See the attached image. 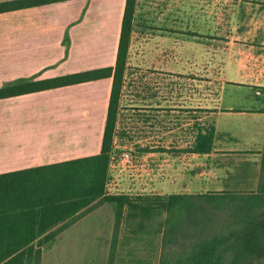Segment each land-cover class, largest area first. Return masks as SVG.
<instances>
[{"label": "crops", "instance_id": "1", "mask_svg": "<svg viewBox=\"0 0 264 264\" xmlns=\"http://www.w3.org/2000/svg\"><path fill=\"white\" fill-rule=\"evenodd\" d=\"M124 5L69 0L1 13L0 88L114 67ZM213 68L217 76L207 75ZM111 86L109 77L0 99V174L99 154ZM171 86L179 100L173 106ZM123 97L132 113L142 112L140 171L158 190L139 194L199 195L231 184L256 191L264 145V0H136ZM199 114L213 127L208 154L189 151L204 129ZM185 116L189 123L173 128ZM110 169L107 192L131 194L110 189ZM114 213L110 203L93 207L43 248L41 264L63 260L57 247L88 221L105 226L95 236L107 239V264Z\"/></svg>", "mask_w": 264, "mask_h": 264}, {"label": "trees", "instance_id": "2", "mask_svg": "<svg viewBox=\"0 0 264 264\" xmlns=\"http://www.w3.org/2000/svg\"><path fill=\"white\" fill-rule=\"evenodd\" d=\"M64 1H5L0 14ZM135 5L125 0L114 67L0 88V99H6L112 78L99 154L0 174V264H41L43 248L58 233L104 203L115 207L107 264H253L264 258V145L259 185L250 193L160 198L107 192ZM198 128L204 129L189 151L208 154L213 127ZM41 236L35 245L23 243Z\"/></svg>", "mask_w": 264, "mask_h": 264}, {"label": "rangeland", "instance_id": "3", "mask_svg": "<svg viewBox=\"0 0 264 264\" xmlns=\"http://www.w3.org/2000/svg\"><path fill=\"white\" fill-rule=\"evenodd\" d=\"M218 68H213L210 72L207 73V75L210 76H217ZM200 76V74L198 75ZM199 80H203V77H197ZM174 86V85H173ZM173 86H171V90L167 89V100L168 103H170V106H173L174 104H178L179 100L177 99V96L173 90ZM178 86V85H177ZM206 86L199 85V92L201 93L204 91ZM232 87H226L223 92L227 94L230 92ZM200 95V93H199ZM121 112L118 113V120H117V133H116V139L114 149L111 155V175L110 176V189H116V191H124V192H131V194H139V193H146L148 190L149 192L158 193V190L156 187L148 188L147 185H145V177H143L141 174V146L140 141L142 137V130L141 128L144 127L142 112H131L130 104L127 100V97H123L121 100L120 105ZM171 109V108H170ZM168 109V111L170 110ZM193 116V115H192ZM205 115L199 114V127H202V122L206 119H201ZM185 118V119H184ZM205 118V117H204ZM177 125H175L173 128H177L180 126L179 124H185L189 123L188 116L183 117L181 120L177 119ZM173 120L167 121L166 126L169 128H172L173 126ZM133 128L134 130L131 131ZM184 128V127H183ZM188 128V126H187ZM135 141H138L139 143H135ZM133 142V143H132ZM130 149V150H128ZM123 152H130L132 157L134 158V166L131 168H127L123 166L120 162V154ZM114 173H120L119 177L117 178V184L114 182V176H116ZM130 176V177H129ZM113 181V185H112ZM122 184H126V187L124 188ZM221 187H223L222 184H219ZM246 188V187H245ZM244 186H238L231 184V187L229 190H225L226 192H242V193H250L249 187L245 189ZM110 208H107V211H109ZM106 208L102 210L101 213L104 215H98L100 219H103L106 215ZM109 217V214H108ZM89 224L86 225V223L79 225L76 227L79 235L77 237H74L70 240H68L65 244H62L63 246H58L57 248H62V253L64 250V258L61 261L55 262L52 261V264H105L106 263V257H107V251H108V243L107 239L106 241L99 243L102 239H98L95 234L99 232L100 230H104L105 226L99 228L98 223L95 221V224L91 221H88ZM104 238V237H103ZM76 241L79 245H73V243ZM99 243V244H97ZM253 264H264V258L254 260Z\"/></svg>", "mask_w": 264, "mask_h": 264}, {"label": "built area", "instance_id": "4", "mask_svg": "<svg viewBox=\"0 0 264 264\" xmlns=\"http://www.w3.org/2000/svg\"><path fill=\"white\" fill-rule=\"evenodd\" d=\"M130 150V149H128ZM120 162L123 166L127 168H131L134 166V158L132 157L130 152H123L120 154ZM110 166H111V161H110Z\"/></svg>", "mask_w": 264, "mask_h": 264}]
</instances>
